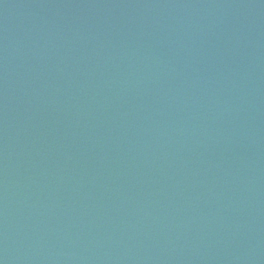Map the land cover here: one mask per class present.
<instances>
[{
  "label": "water",
  "instance_id": "water-1",
  "mask_svg": "<svg viewBox=\"0 0 264 264\" xmlns=\"http://www.w3.org/2000/svg\"><path fill=\"white\" fill-rule=\"evenodd\" d=\"M0 264H264V0H0Z\"/></svg>",
  "mask_w": 264,
  "mask_h": 264
}]
</instances>
